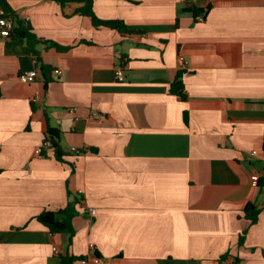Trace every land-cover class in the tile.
<instances>
[{"label": "crops", "instance_id": "0c3cea01", "mask_svg": "<svg viewBox=\"0 0 264 264\" xmlns=\"http://www.w3.org/2000/svg\"><path fill=\"white\" fill-rule=\"evenodd\" d=\"M92 1L134 33L53 0H8L38 38L69 48L40 45L37 60L0 40V264H59L66 235L36 217L76 196L70 254L88 264H264V0ZM180 56L187 101L170 93ZM48 126L61 160L35 154Z\"/></svg>", "mask_w": 264, "mask_h": 264}, {"label": "trees", "instance_id": "16d2710c", "mask_svg": "<svg viewBox=\"0 0 264 264\" xmlns=\"http://www.w3.org/2000/svg\"><path fill=\"white\" fill-rule=\"evenodd\" d=\"M55 3L61 6V8H71L72 14H78L90 17L93 26L107 27L119 31L120 33L131 34L133 31L129 30L127 26L119 20H102L99 19L93 11V1L92 0H53ZM0 8L4 11L5 17L11 19L13 28L10 31L9 36L6 38L7 45L14 51L26 54H32L37 60H39L40 51L38 47L40 45H45L46 48H55L56 50L63 52L67 51L69 47H62L57 43L49 40H42L38 38L33 32L29 24L24 20H21L18 15L14 12L8 3V0H0ZM208 9V8H207ZM190 11V10H189ZM191 12L197 16L202 14L204 11L199 9H191ZM127 59L125 56L121 59V64L125 65ZM43 71L44 76L47 77L49 69L46 67L40 68ZM185 70H179L170 85V93L178 97L182 101H187L188 95L185 90V85L183 82V75ZM184 119L187 121L186 112H184ZM45 140L51 142V147L54 148L56 157L62 159L63 153L60 149V131L53 129L48 126L46 132ZM84 151L81 150L79 154H83ZM71 197V194H69ZM80 201L77 196L74 199H70L67 206L60 210H44L40 213L36 219L43 226H45L52 235L65 234L66 241L64 243V251L59 254L60 262L59 264H74L76 261L84 258L77 257L70 254V247L72 246L73 239L75 236V228L73 226V219L77 216L78 212L76 210V204ZM261 213V208L257 207L254 203H248L244 208V217L249 220L251 224L257 223L259 215ZM240 237V243L244 241V237Z\"/></svg>", "mask_w": 264, "mask_h": 264}, {"label": "built area", "instance_id": "2783aa9c", "mask_svg": "<svg viewBox=\"0 0 264 264\" xmlns=\"http://www.w3.org/2000/svg\"><path fill=\"white\" fill-rule=\"evenodd\" d=\"M208 1H209V3H211L214 0H208ZM196 19L198 21H203L204 20V16L201 15V14L200 15H197L196 16ZM12 28H13V24H12L11 19L5 17L4 11L0 8V40L1 39H6L9 36L10 31H11ZM178 64H179V68L181 70H184L188 66V61L184 57L180 56L178 58ZM55 73L56 74H60L61 72L59 70H56ZM116 75H117V78L120 81H122L124 79L125 73H124V68H123L122 65H119L117 67ZM38 76H39V70L38 69H32L30 71H27V72L22 73L20 75V80L22 82H24V83L29 84V83H33L37 79ZM37 98H39V94L36 95L35 100H37ZM70 111L73 112L74 109H72ZM99 118L101 120H105L106 119V117L103 116V115L99 116ZM49 147H51V142L49 140H45L42 146L36 148L35 154L42 155L44 148H49ZM71 151L73 153H75V154H79L81 150L78 149V148H76V147H73V148H71ZM250 155L252 157H257L258 156V151L257 150H252L250 152ZM251 180H252V182L254 184H257L258 181L260 180L259 174L256 173V174L252 175L251 176ZM89 211H90V214H92L93 216H95L96 210L94 208H90ZM90 249H91V251H94L95 246L93 244H91L90 245ZM53 252L57 256H59V254L61 253L60 250H59V248L57 246H53ZM88 262H89V257H84V258H82V259L79 260V263L80 264H88Z\"/></svg>", "mask_w": 264, "mask_h": 264}, {"label": "water", "instance_id": "95a60500", "mask_svg": "<svg viewBox=\"0 0 264 264\" xmlns=\"http://www.w3.org/2000/svg\"><path fill=\"white\" fill-rule=\"evenodd\" d=\"M62 240L65 241V234H62Z\"/></svg>", "mask_w": 264, "mask_h": 264}]
</instances>
